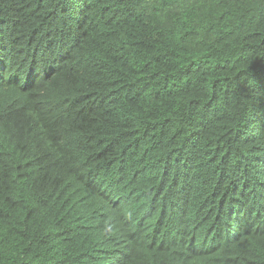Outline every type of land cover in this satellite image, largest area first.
I'll list each match as a JSON object with an SVG mask.
<instances>
[{
    "label": "trees",
    "instance_id": "obj_1",
    "mask_svg": "<svg viewBox=\"0 0 264 264\" xmlns=\"http://www.w3.org/2000/svg\"><path fill=\"white\" fill-rule=\"evenodd\" d=\"M0 264H264V0H0Z\"/></svg>",
    "mask_w": 264,
    "mask_h": 264
}]
</instances>
